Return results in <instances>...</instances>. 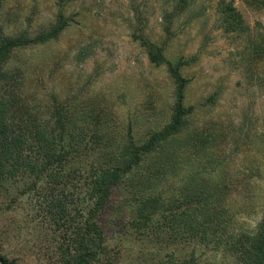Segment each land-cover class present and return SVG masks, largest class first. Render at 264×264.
I'll use <instances>...</instances> for the list:
<instances>
[{"label":"rangeland","instance_id":"rangeland-1","mask_svg":"<svg viewBox=\"0 0 264 264\" xmlns=\"http://www.w3.org/2000/svg\"><path fill=\"white\" fill-rule=\"evenodd\" d=\"M222 1L241 14L242 31L226 30ZM59 19L55 39L10 55L3 84L15 116L49 129L56 112L79 128L98 120L109 136L101 147L128 134L146 139L169 122L175 82L166 64L149 60L144 38L166 61L183 63L184 103L194 107L162 191L187 194L203 182L220 212L218 243L178 240L166 230L141 236L115 193L100 217L105 243L95 264H189L191 256L194 264H236L231 237L264 225V0H189L181 12L176 0H2L6 36L33 39ZM82 175L58 189L33 183L29 172L0 182V247L11 264H63L84 227ZM57 199L62 210L51 206Z\"/></svg>","mask_w":264,"mask_h":264},{"label":"trees","instance_id":"trees-1","mask_svg":"<svg viewBox=\"0 0 264 264\" xmlns=\"http://www.w3.org/2000/svg\"><path fill=\"white\" fill-rule=\"evenodd\" d=\"M188 1L176 0V8L180 12L185 10ZM1 8L2 0L0 11ZM219 11L227 31L244 29L243 18L231 2L222 1ZM63 28L59 19L47 33L28 39L24 33L16 37L6 36L0 25V182L29 172L34 175L33 183L46 180L58 189L67 178L72 179L71 175L83 174L89 202L84 227L76 233L73 249L71 253L67 252L63 264L98 262L105 243L100 217L112 207L115 193L123 197L121 208H127L132 216L129 226L141 236L147 231L166 230L165 233L178 237V240L218 243L222 231L218 222L220 212L219 209L213 210L212 195L203 182H197L187 194L175 196L166 195L161 188L176 163V139L186 128L194 107L184 103L188 81L180 73L183 63L173 65L166 61L161 49L153 43L139 37L149 60L156 65L166 64L175 82V100L169 122L146 139L137 142L127 133L122 143L101 147L100 142L109 136L98 120L91 127L79 128L72 126L64 114L56 112L52 117L53 128L49 129L36 123L33 117L15 116L13 100L3 84L8 78L6 64L11 53L29 44L55 39ZM12 118L18 119L19 123ZM109 141L112 143L111 138ZM170 145L172 149H169ZM32 151H35V158L26 157V153ZM51 206L62 210V200L57 199ZM228 249L236 264H264V225L259 224L252 232L232 236ZM193 259L191 256L189 264H194ZM0 264H11L1 254V247Z\"/></svg>","mask_w":264,"mask_h":264}]
</instances>
